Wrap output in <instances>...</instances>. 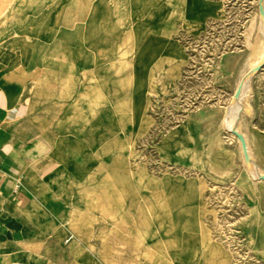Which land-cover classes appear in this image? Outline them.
<instances>
[{"label": "rangeland", "instance_id": "obj_1", "mask_svg": "<svg viewBox=\"0 0 264 264\" xmlns=\"http://www.w3.org/2000/svg\"><path fill=\"white\" fill-rule=\"evenodd\" d=\"M258 20L259 0H0V50L41 55L50 29L62 80L35 92L63 103L37 112L64 115L21 142L49 168L36 198L27 171L0 184V264H264V182L224 125ZM243 105L264 160V67Z\"/></svg>", "mask_w": 264, "mask_h": 264}, {"label": "crops", "instance_id": "obj_2", "mask_svg": "<svg viewBox=\"0 0 264 264\" xmlns=\"http://www.w3.org/2000/svg\"><path fill=\"white\" fill-rule=\"evenodd\" d=\"M44 27L47 26L44 24ZM50 40V29H44L42 35L44 48L41 55H35L34 48L28 44L24 45L13 40L6 41V48L0 50V184L3 180V185L11 183V180L22 181L26 179L24 171H27L31 178L29 183L32 185L28 192L34 197L35 186L47 184L49 168L44 167L43 163L39 167L41 168L39 173L32 169L30 161L25 162L20 155L21 142L25 138L27 148L31 150L35 146L33 139L35 137H59L61 134L55 125L58 120H64L61 112L50 114L37 112L48 106H52L54 110H60L59 107L63 103L58 98L52 99L51 95L47 96L45 91L43 97H39V94L35 92L42 87L44 89L59 88L61 84L62 76L56 71L48 70L45 66L46 60L52 56ZM36 62H39L38 65ZM42 77L43 86H40ZM38 121H43L45 125L43 132L38 129L40 126ZM57 151L62 152V149L58 146ZM56 168L61 173L65 171L62 166ZM16 193L21 192L13 191L11 198L16 199L18 196L15 195ZM14 229L12 233L21 232L20 229Z\"/></svg>", "mask_w": 264, "mask_h": 264}, {"label": "bare ground", "instance_id": "obj_3", "mask_svg": "<svg viewBox=\"0 0 264 264\" xmlns=\"http://www.w3.org/2000/svg\"><path fill=\"white\" fill-rule=\"evenodd\" d=\"M260 4H262L264 8V0H259V7ZM257 30L259 34L256 37L253 52L248 56L240 69L232 99L228 106L227 113L225 114L224 125L226 131L238 140L241 157L251 178L255 181L264 182L262 179V177H264V160L253 148L248 134L241 129L242 117L245 111L243 103L250 87V80L256 74V68L264 64V16L261 14L260 9ZM236 133L244 137L247 146L246 151L244 150L242 141L238 138ZM222 247L223 250L221 254L223 257L228 259L233 258L234 255L231 242L222 243ZM33 259L38 263L40 257L39 255H33ZM55 264L60 263L57 262ZM235 264H240V262L238 261Z\"/></svg>", "mask_w": 264, "mask_h": 264}, {"label": "water", "instance_id": "obj_4", "mask_svg": "<svg viewBox=\"0 0 264 264\" xmlns=\"http://www.w3.org/2000/svg\"><path fill=\"white\" fill-rule=\"evenodd\" d=\"M259 9H260L261 14L264 16V8H263L262 4H260ZM263 67H264V64H263L262 66L256 68L255 72H256V73L260 72V71L262 70ZM238 94H239V92H238ZM236 135H237L238 138L242 141V144H243L244 150L246 151V150H247V146H246V142H245L244 137H243L241 134H238V133H236ZM246 158L248 159L247 155H246ZM262 179L264 180V177H262Z\"/></svg>", "mask_w": 264, "mask_h": 264}]
</instances>
